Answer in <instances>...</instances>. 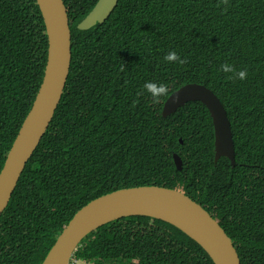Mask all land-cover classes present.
Segmentation results:
<instances>
[{"label": "trees", "instance_id": "obj_1", "mask_svg": "<svg viewBox=\"0 0 264 264\" xmlns=\"http://www.w3.org/2000/svg\"><path fill=\"white\" fill-rule=\"evenodd\" d=\"M97 1L64 0L70 72L0 216V264H41L79 208L135 185L183 191L225 229L242 264H264V0H119L105 22L79 30ZM47 47L36 0H0V171L42 82ZM172 51L187 63L165 61ZM225 63L247 79H228ZM149 81L166 84L168 95L154 102L144 88ZM189 83L205 85L222 102L234 167L225 157L214 162V127L201 102L162 116L167 98ZM72 260L214 264L180 229L145 215L98 227Z\"/></svg>", "mask_w": 264, "mask_h": 264}, {"label": "water", "instance_id": "obj_2", "mask_svg": "<svg viewBox=\"0 0 264 264\" xmlns=\"http://www.w3.org/2000/svg\"><path fill=\"white\" fill-rule=\"evenodd\" d=\"M119 0H98L78 24L88 30L102 24ZM47 36V61L34 102L7 153L0 171V216L8 206L26 164L40 144L64 93L72 60L71 31L64 0H36ZM191 101L201 102L209 111L214 127V162L221 157L235 166V148L227 112L216 94L202 84L189 83L165 101L164 118ZM180 143L183 144L182 138ZM177 170L183 161L173 154ZM130 215H145L171 223L210 256L214 264H242L239 253L220 223L201 203L183 191L161 185H135L115 189L91 199L64 226L41 264H71L81 241L110 221Z\"/></svg>", "mask_w": 264, "mask_h": 264}, {"label": "clouds", "instance_id": "obj_3", "mask_svg": "<svg viewBox=\"0 0 264 264\" xmlns=\"http://www.w3.org/2000/svg\"><path fill=\"white\" fill-rule=\"evenodd\" d=\"M223 4H228V0H222ZM219 6V5H218ZM227 11V8L224 9ZM165 61L169 63H179L181 65L187 63L186 59H182L175 51L169 52L165 57ZM123 70V69H122ZM221 71L224 73H231L232 75L228 79L239 78L240 80L247 79V72L245 70L237 71L233 65L223 64L221 65ZM144 88L151 94L154 102H159L161 97L167 96L169 89L168 86L164 83H155V82H146Z\"/></svg>", "mask_w": 264, "mask_h": 264}, {"label": "rangeland", "instance_id": "obj_4", "mask_svg": "<svg viewBox=\"0 0 264 264\" xmlns=\"http://www.w3.org/2000/svg\"><path fill=\"white\" fill-rule=\"evenodd\" d=\"M73 262H75V260H72ZM83 261H78L77 264H83Z\"/></svg>", "mask_w": 264, "mask_h": 264}, {"label": "built area", "instance_id": "obj_5", "mask_svg": "<svg viewBox=\"0 0 264 264\" xmlns=\"http://www.w3.org/2000/svg\"><path fill=\"white\" fill-rule=\"evenodd\" d=\"M71 263H72V261H71Z\"/></svg>", "mask_w": 264, "mask_h": 264}]
</instances>
